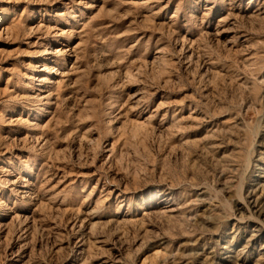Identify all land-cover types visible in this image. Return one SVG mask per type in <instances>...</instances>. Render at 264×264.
Masks as SVG:
<instances>
[{
  "label": "rangeland",
  "instance_id": "rangeland-1",
  "mask_svg": "<svg viewBox=\"0 0 264 264\" xmlns=\"http://www.w3.org/2000/svg\"><path fill=\"white\" fill-rule=\"evenodd\" d=\"M263 247L264 0H0V264Z\"/></svg>",
  "mask_w": 264,
  "mask_h": 264
},
{
  "label": "bare ground",
  "instance_id": "bare-ground-1",
  "mask_svg": "<svg viewBox=\"0 0 264 264\" xmlns=\"http://www.w3.org/2000/svg\"><path fill=\"white\" fill-rule=\"evenodd\" d=\"M54 52H57V51H54ZM262 249H264V247H263ZM263 253H264V250H263ZM228 256H229V255H228ZM234 257H235V256H231V257H228V258L225 257V258L221 261L220 264H232V263H233L232 259H233Z\"/></svg>",
  "mask_w": 264,
  "mask_h": 264
}]
</instances>
